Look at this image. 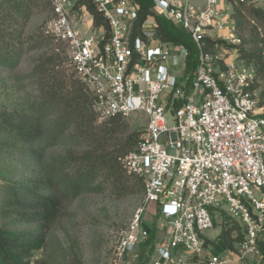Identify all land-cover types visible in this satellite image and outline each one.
<instances>
[{"label": "built area", "instance_id": "1", "mask_svg": "<svg viewBox=\"0 0 264 264\" xmlns=\"http://www.w3.org/2000/svg\"><path fill=\"white\" fill-rule=\"evenodd\" d=\"M46 1L51 14L42 33L66 45L99 121L146 117L135 150L120 158L127 173L142 180L144 195L112 264H137L151 208L166 237L147 264L259 263L264 106L256 70L240 59L242 39L221 7L229 0H153L142 22L135 0H91L107 26H96L81 0ZM239 2L256 7L264 0ZM158 17L188 35L197 52L193 70H187L191 50L164 41ZM217 215L236 223L243 238L235 250L205 259L221 243V236L205 235Z\"/></svg>", "mask_w": 264, "mask_h": 264}, {"label": "trees", "instance_id": "2", "mask_svg": "<svg viewBox=\"0 0 264 264\" xmlns=\"http://www.w3.org/2000/svg\"><path fill=\"white\" fill-rule=\"evenodd\" d=\"M135 1L142 22L152 14L154 2ZM41 2L45 8L49 6L46 0H0V67L15 70L20 66L29 42L24 38L25 30ZM229 3L234 28L242 38L240 59L255 68L257 77H264V9L239 0ZM80 4L93 16L96 26H107L91 0H81ZM157 20L164 41L181 43L191 50L187 70H193L197 52L188 35L162 17ZM37 39L39 47L59 43L43 33ZM62 60L60 52L39 56L30 73L38 84V98L0 106V264H31L34 252L47 246L51 230L65 216L67 207L83 194L109 189L118 197L144 195L142 180L128 174L120 161L135 150L140 132L122 138L121 117L99 123L90 90L73 74H67ZM68 131L81 148L65 156H49V150ZM157 231L154 224L148 240L138 249L137 264L149 262ZM220 236L216 254L235 250L234 244L243 238L238 225L223 228ZM73 243L71 263L83 264L79 243ZM258 246L262 254L258 264H264V237Z\"/></svg>", "mask_w": 264, "mask_h": 264}, {"label": "rangeland", "instance_id": "3", "mask_svg": "<svg viewBox=\"0 0 264 264\" xmlns=\"http://www.w3.org/2000/svg\"><path fill=\"white\" fill-rule=\"evenodd\" d=\"M42 2L34 8V15L25 30L24 38H29V42L25 43L26 53L20 66L15 70L0 67V106L2 104L29 103L38 98V84L34 78L30 77V73L35 67L38 57L44 54L60 52L63 69L67 74H73V78L77 79L65 44L52 42L49 45L38 46L36 37H40L51 14L50 6L45 8L42 6ZM231 13L232 5L228 4L225 15L230 18ZM248 37L250 38V36ZM245 48L250 49V45H246ZM256 89L260 103L264 106V77H257ZM104 121L106 120L99 121V123ZM145 122L144 115H132L130 118L124 119L122 138L125 139L130 134L140 132L145 127ZM80 148L81 146L73 137L72 131H68L49 150V156H65ZM142 200L141 194L133 193L125 197H118L109 189L99 193L83 194L67 207L65 216L51 230L47 246L34 252L31 264H38L42 260L46 264H72L71 252L75 241L79 243L82 250L83 264H112L117 244ZM222 222L229 224L222 227ZM145 224L146 226L157 224L156 243L165 239L166 232L158 220V216L154 215L152 208L145 217ZM229 227H237V224L229 222L226 217L217 215L215 228L206 231L205 235L207 238L215 240L221 235L223 228ZM237 232L236 229L232 234L234 238L237 237ZM238 243H235L234 247ZM213 253H215L214 250L206 251L203 258L207 259ZM240 264L258 263L242 262Z\"/></svg>", "mask_w": 264, "mask_h": 264}, {"label": "crops", "instance_id": "4", "mask_svg": "<svg viewBox=\"0 0 264 264\" xmlns=\"http://www.w3.org/2000/svg\"><path fill=\"white\" fill-rule=\"evenodd\" d=\"M199 4H202V2H199ZM221 7L227 9V7H228V3L226 4L225 2H223L222 5H221ZM256 7H258V8H263V9H264V3L259 4V5L256 6ZM148 222H149V221H148ZM150 223H151V222H150ZM147 227L151 229V228L153 227V225H152V224H148ZM209 239H210V238H209Z\"/></svg>", "mask_w": 264, "mask_h": 264}]
</instances>
